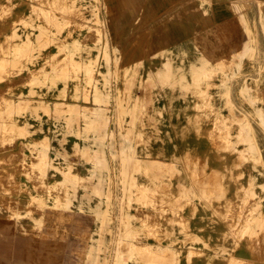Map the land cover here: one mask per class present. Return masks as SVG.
Listing matches in <instances>:
<instances>
[{
	"label": "rangeland",
	"instance_id": "374dc122",
	"mask_svg": "<svg viewBox=\"0 0 264 264\" xmlns=\"http://www.w3.org/2000/svg\"><path fill=\"white\" fill-rule=\"evenodd\" d=\"M105 10L0 0V223L68 235L70 264H264V55L258 66L252 28L244 49L221 23L123 58Z\"/></svg>",
	"mask_w": 264,
	"mask_h": 264
},
{
	"label": "crops",
	"instance_id": "0c3cea01",
	"mask_svg": "<svg viewBox=\"0 0 264 264\" xmlns=\"http://www.w3.org/2000/svg\"><path fill=\"white\" fill-rule=\"evenodd\" d=\"M204 1L210 2L206 9ZM103 2L110 40L122 52L123 58L129 56L132 58L137 53L142 57V54L150 55L181 45H190L198 33L221 23H224V31L229 28L233 30L231 27L236 26L234 37L237 45L239 40L241 44L243 43L239 49L245 48L244 43L248 42V37H244L245 28L251 27L253 45L258 51L256 57L259 59L264 55V25L261 22L264 15V0H103ZM226 37H229V31H226ZM261 63L260 59L256 61L258 66ZM253 75H256V72ZM46 128L53 130L52 125ZM53 144L57 145L58 142L54 140ZM58 182L61 181H55ZM0 225L4 226L0 228V264H70V259L78 258L75 251L70 249L68 235L66 238L61 235L60 239H37L31 234L22 235L16 228L10 227V224Z\"/></svg>",
	"mask_w": 264,
	"mask_h": 264
},
{
	"label": "bare ground",
	"instance_id": "6f19581e",
	"mask_svg": "<svg viewBox=\"0 0 264 264\" xmlns=\"http://www.w3.org/2000/svg\"><path fill=\"white\" fill-rule=\"evenodd\" d=\"M55 1V0H54ZM54 7H55V5H54ZM45 9V8H44ZM45 14V13H44ZM53 18V17H52ZM61 19V18H60ZM60 23H62V22H60ZM3 24V23H2ZM6 24V23H5ZM69 27V26H68ZM73 30H74V28H73ZM29 33V32H28ZM31 34V33H30ZM69 34V33H68ZM67 34V35H68ZM32 39V38H31ZM30 39V40H31ZM81 42V41H80ZM224 45V44H223ZM7 48V47H6ZM8 65V64H7ZM24 78V77H23ZM202 95V94H201ZM2 101V100H1ZM4 101V100H3ZM20 122V121H19ZM220 132V131H219ZM214 136V135H213ZM215 137V136H214ZM218 141V140H217ZM224 142V141H223ZM8 146V145H7ZM11 146V145H10ZM2 147V146H1ZM203 152V151H202ZM16 154V153H15ZM14 154V155H15ZM10 156V155H9ZM9 158V157H8ZM229 158V157H228ZM15 161V160H14ZM199 162V161H198ZM199 166V165H198ZM210 166V165H209ZM238 168V167H237ZM192 169V168H191ZM198 169V168H197ZM211 169H213V168H211ZM199 170V169H198ZM206 170V169H205ZM210 170V169H209ZM221 170V169H220ZM197 171V170H196ZM6 178V177H5ZM199 180V179H198ZM4 181H6V180H4ZM203 181V180H202ZM199 184V183H198ZM204 184V183H203ZM210 184V183H209ZM217 185V184H216ZM200 186V185H199ZM206 186V185H205ZM166 188H167V186H166ZM168 189V188H167ZM247 189V188H246ZM165 191V190H164ZM228 191V190H227ZM207 192V191H206ZM212 192V191H211ZM224 196V195H223ZM169 199H171V198H169ZM215 200V199H214ZM231 202H233V201H231ZM215 204V203H214ZM242 212V211H241ZM241 212H238V213H241ZM246 215V214H245ZM229 216V215H228ZM188 219V218H187ZM186 221V220H185ZM189 222H190V220H189ZM190 224V223H189ZM240 224H242L241 222H240ZM189 226V225H188ZM200 226V225H199ZM190 227V226H189ZM188 228V227H187ZM168 229V228H167ZM184 229V228H183ZM49 230V229H48ZM189 230V229H188ZM187 230V231H188ZM190 230H192V229H190ZM196 230H197V228H196ZM185 231V230H184ZM193 231V230H192ZM200 231V230H199ZM195 233V232H194ZM192 235H194L193 233H192ZM206 241V240H205ZM175 242V241H174ZM166 243V242H165ZM122 245V244H121ZM135 245V244H134ZM132 246V245H131ZM133 247V246H132ZM175 247V246H174ZM166 248V247H165ZM179 248V247H178ZM133 249V248H132ZM176 249V248H175ZM186 250V249H185ZM167 260V259H166ZM122 261V260H121ZM167 261H169V260H167ZM249 262V261H248ZM224 263V262H223ZM181 264V263H180ZM257 264V263H256Z\"/></svg>",
	"mask_w": 264,
	"mask_h": 264
}]
</instances>
